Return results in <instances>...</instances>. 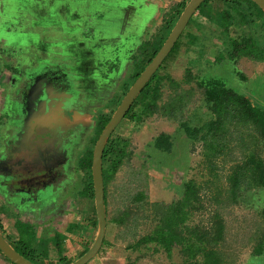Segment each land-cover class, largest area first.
<instances>
[{
  "label": "rangeland",
  "instance_id": "obj_1",
  "mask_svg": "<svg viewBox=\"0 0 264 264\" xmlns=\"http://www.w3.org/2000/svg\"><path fill=\"white\" fill-rule=\"evenodd\" d=\"M68 1L71 3V0ZM94 1L98 4L100 2L102 6L103 4L105 6H113L112 4L116 2V0H104L105 4L103 0ZM94 1H92L93 4L83 6L82 12L87 17L94 16L98 18L99 16V11L93 13L95 10L92 8L95 4ZM214 2H212V6ZM38 10L46 11V14L49 15L45 17L40 16L36 12ZM21 12L25 14L27 19H21ZM103 12H108L107 16L109 17L106 22L100 25L98 23L97 26L102 28V33L105 35L111 34L117 37L121 32L122 17L117 18L116 11H107L105 8H103ZM3 14L7 15V19H4L0 23V26L6 24V28L7 26L10 27L11 29L7 28L6 31L11 30L15 35L19 36L17 37L19 38L18 41L26 38L28 42L29 39L37 37L35 38L36 42H34L37 44L36 47L30 43H27L26 46L25 44L19 45L20 51H23L25 55L31 51L34 56L40 57L43 51H41L39 45L42 40L56 42L59 39L61 43H65L59 44V46L66 56H74L73 53H75L81 43V40L76 43V40L73 39V36L79 31L78 26L74 23V16H62L60 13L52 11L51 0H0V16ZM167 14V12H163L161 13V17ZM194 19L198 21L197 17ZM206 21L208 22L209 20L206 19ZM58 26L61 27V33L57 32ZM190 29L186 31H191ZM159 30H157V33ZM3 31V27H0V32ZM88 33L87 31L85 33L80 32L78 38L82 39L83 34L87 35ZM207 33L209 34H207V38L199 49L201 50V56L195 58L197 60L196 69L201 78L209 79L217 77L224 79L231 87L247 94V91L236 87L235 84V80L238 78L236 72L240 68H237V66H234L229 61L215 63L216 56L220 57L221 55V40L219 36L212 34L209 30ZM153 37L154 35L152 34L150 38L146 37V40H151ZM53 49L51 47V51ZM203 49L204 51H202ZM12 50V47H4L0 44V75L5 66L7 68L10 67V65L7 66L9 64L7 59ZM185 50L183 47L178 56L171 59L167 64L166 72L172 75L175 80L183 81V88L180 91L182 93V95L180 94L182 101H178L176 97L173 98L176 94L169 82L163 90L164 97L161 104L172 103L176 106L171 117L164 116L165 111H163V114L155 115L141 125L124 119L116 133V138L129 139L130 146L128 147V152L132 155L124 160L118 177L114 182V187L112 184V187L110 186L111 189L109 188L114 195L110 206L111 216L116 215L121 209L123 210L128 206L131 209H135L136 206L130 205L128 202L138 191H145L150 203L171 204L183 196L186 183L193 181L200 190L204 209L195 212L189 224L210 228L212 217L219 214L225 221V240L218 247V250L222 253L225 264H264V253L262 256L253 253L264 230L262 213L264 210V188L256 185L252 188L251 186H245L238 195H235L229 182V177L235 167L244 165L251 154H255L258 158L264 160V139H262V136L260 137V133L257 131L255 132L258 138L256 142L247 138V145L240 142L237 139L238 135H236V139L228 142L229 148L227 153L217 160L216 172L211 171V165L205 157L204 141L195 143L181 130L183 122H190L192 126L196 127L214 119L205 93L198 88L196 82L191 84L185 82L191 73L197 74L195 70L189 73L188 62L190 56L186 54ZM125 54L127 55L126 51ZM135 56H138V51H136ZM191 57L195 56L192 55ZM13 65H16L14 66L16 68L23 67L20 66L18 58H15L12 67ZM126 82L129 84L125 88ZM129 86L130 88L133 86L130 78L125 81L123 89L127 90ZM1 87L2 89L4 88L3 81L0 79V89ZM185 97L186 99L183 100ZM162 133L170 134L173 138L174 148L170 154L155 148V141ZM243 146L245 148L248 146V148L245 149ZM80 152H77V158L74 163L76 169L81 167L79 163ZM82 177L83 174L81 172L79 174L76 172L75 181L70 187V191L67 195L62 196L60 200L57 199L67 203L66 208L68 209L64 211V222L60 221L57 228L53 227V225L47 226V224H44L42 228H37L36 232L38 236H47L46 238H48L53 237L58 232L57 230L64 232L65 226L68 225L69 221L85 222V217L89 213V211H86L89 210V205L85 200H81L78 197L84 188ZM5 210L9 214L15 215L6 206ZM8 219L10 221L13 220L12 217ZM87 221L90 222L89 219ZM156 224V220L153 219L146 220L138 226L110 224L106 234V238L110 244L91 261V264H182L183 259L178 249L174 250L171 257L163 250L156 251L154 245L148 248L143 247V249H140V252L128 249L129 245L153 230ZM97 229L93 233V241H95L98 234ZM61 234L64 238L66 237L65 233ZM71 241V253L66 250L69 256L73 255L77 248H80L77 244L78 238L72 236ZM0 264H6L1 257Z\"/></svg>",
  "mask_w": 264,
  "mask_h": 264
},
{
  "label": "trees",
  "instance_id": "obj_2",
  "mask_svg": "<svg viewBox=\"0 0 264 264\" xmlns=\"http://www.w3.org/2000/svg\"><path fill=\"white\" fill-rule=\"evenodd\" d=\"M214 1L207 0L200 7L199 14L196 16L198 21L194 17L188 26V29L191 28L192 32L195 33L185 31L182 34L170 55L152 77L126 116L127 120L137 125L144 124L147 119L155 115L163 114V111H165L164 116L171 117L176 106L172 103L161 104L164 97L163 90L169 82L171 88L175 90L176 95L173 98L176 97L178 101H182L180 91L183 88V81L175 80L172 75L166 72V69L168 62L178 56L184 47L186 54L190 56L188 62L189 73L192 70L197 72V74L191 73L185 82L187 84L196 82L198 88L205 93L214 119L196 127L192 126L190 122H183L181 130L195 143L204 141L205 157L211 165L212 172H216L217 160L227 153L228 142L236 139V135H238L237 139L240 142L247 145V138L256 142L258 138L255 132L257 131L264 139V110L257 107L250 97L231 87L224 79L217 77L202 79L196 69L197 60L195 59L201 56V50L199 49L207 38L209 30L212 34L219 36L221 40L223 51H219L220 57L216 56V64L229 61L237 66L242 58L264 62V43L262 41L264 22L261 23L264 19V11L252 0ZM212 2H214L213 6ZM187 5L188 1L173 5L172 9L167 12L168 14L163 17V24L159 32L153 39L144 42L139 47L138 56H134L135 68L131 78L132 83L140 77L162 49ZM206 19L210 22H207ZM192 55L195 57H191ZM237 73L244 79L242 73ZM185 99L186 97L183 100ZM120 100L117 105L120 104ZM110 117L109 115L103 122L100 133ZM154 145L157 150L170 154L174 148V141L170 134L162 133L157 137ZM129 146V139L117 137L111 141L107 151L108 155L105 158L104 182L108 226L110 224L138 226L146 220L153 219L157 223L155 228L129 245L128 249L140 252L143 247L148 248L154 245L156 251L163 250L170 257L174 250L178 249L183 259L182 264H225L222 253L218 250V247L225 240L224 219L219 214L214 215L210 228L189 224L195 212L204 209L200 190L193 181L186 183L183 196L171 204L150 203L147 193L138 191L128 202L130 205H135V209L128 206L123 210L121 209L116 215L111 216L110 206L114 195L110 191V186L112 187L113 184L114 187V182L124 160L132 155L128 152ZM92 163L93 150L86 154L81 161V169L84 171L85 176L83 179L84 188L78 197L91 205L92 220L90 222L91 226L97 229ZM229 182L235 195H238L245 186H251L252 188L256 185L264 188V160L258 158L255 154H251L244 165L235 167L229 177ZM262 213L264 218V210ZM15 229L17 236H10L0 225V230L9 243L19 254L32 263L72 264L75 262L76 259L67 254L65 245L67 238H64L61 233L57 232L53 237L48 238H46L47 236H38L36 226L19 219ZM82 229L83 226L80 224H72L68 227L67 233L74 234ZM109 244L106 238L99 254ZM92 245L93 243L87 244L80 258L89 251ZM253 253L258 256H262L264 253V230ZM0 257L6 264H13L1 251Z\"/></svg>",
  "mask_w": 264,
  "mask_h": 264
},
{
  "label": "flooded vegetation",
  "instance_id": "obj_3",
  "mask_svg": "<svg viewBox=\"0 0 264 264\" xmlns=\"http://www.w3.org/2000/svg\"><path fill=\"white\" fill-rule=\"evenodd\" d=\"M81 2L86 5L84 0H73V7ZM94 3L93 13L101 12V3ZM122 3L124 1L116 0L109 9L114 11L115 6ZM52 4L51 1L54 11ZM36 12L43 17L49 15L42 10ZM20 15L21 19H27L22 12ZM1 18L4 21L7 15L3 14ZM92 18H85L82 27H78L79 31L73 36L76 43L83 41L76 47L74 56H66L59 46L64 42L59 39L56 42L42 40L40 57L34 56L31 51L25 55L19 45L30 43L36 47L34 42L37 37L28 42L26 38L18 41L13 31H6L10 27L6 28V24L0 26L4 29L0 32V44L13 48L7 59V66L10 67L5 66L0 75L4 86L0 89V199L14 210L18 209L19 215L36 218L34 221L37 224L41 220L43 225L56 228V224H60L58 213L67 207V203L59 200L70 191L76 172H81L83 179L85 176L81 167L75 168L77 152L81 151L80 164L91 150L94 156L100 136L130 90L129 86L126 92L123 85L128 78L132 81L134 56L143 44L137 42L133 31L125 33V30L117 37L105 35ZM60 28L58 26V33L62 32ZM86 31L89 33L79 39L80 32ZM51 47L54 48L52 51ZM15 58L23 67H12ZM128 84L126 82L125 88ZM47 92L51 99H47ZM51 105L53 113H50ZM109 115L110 120L100 133ZM56 116L61 117L63 123L57 135L52 128ZM120 125L106 145L103 173L107 151ZM19 198L21 202H18ZM41 199L46 201L41 202ZM32 205L39 209L33 211L30 208Z\"/></svg>",
  "mask_w": 264,
  "mask_h": 264
},
{
  "label": "crops",
  "instance_id": "obj_4",
  "mask_svg": "<svg viewBox=\"0 0 264 264\" xmlns=\"http://www.w3.org/2000/svg\"><path fill=\"white\" fill-rule=\"evenodd\" d=\"M69 3L68 0H52V6L54 8V12L60 13L62 16L66 15H73L76 25L78 27H82L84 23V19L89 17H93V21L96 22L98 25L106 22L109 16L108 12L104 13L103 8H106L107 6L101 5L99 10V16L98 18L94 16H88L82 12L83 9V3L80 5H76L73 7L74 4ZM82 1V0H81ZM104 1V0H103ZM124 3L121 5L115 6V10L117 12V18H121V26L124 24L121 30V34H124L127 32H134L137 35V41L140 42V44L150 41V39L146 40V37L150 38L152 34L155 36L157 33V30L162 26L163 24V17H161V13L168 12L172 9L173 5H176L177 3L183 2V1H191V0H122ZM90 0H84V4L89 3ZM110 6L107 7V11H111ZM199 12L196 14L198 16ZM2 16H0V22L2 21ZM103 21L98 22L99 20ZM95 19V20H94ZM97 20V21H96ZM264 22V19L261 23ZM107 26V25H105ZM157 26V27H156ZM261 26V25H260ZM102 29V28H101ZM188 29V28H187ZM186 29V30H187ZM193 30L191 29V32ZM195 33V32H192ZM198 34V33H197ZM128 35V34H127ZM82 41V40H81ZM263 43H264V30H263ZM83 42V41H82ZM237 68H240L237 70V72L242 73L244 76V79H242L239 74L236 72V78L235 84L236 87H239L240 89H243L244 91H247V94L240 92L241 94H244L248 97H250L255 105L259 107L260 109L264 110V62H255L252 60H249L247 58H242ZM236 68V69H237ZM235 75V74H234ZM240 79V81H238ZM236 89V88H235ZM255 95V96H253ZM263 125H264V115H263ZM261 136V134H260ZM90 205V204H89ZM5 206L9 208V210H12V212L15 214H9L8 211L5 210ZM89 210H86L89 213L88 216L85 217V222L79 223L78 221H69L68 225L65 226V231H59V233H65L66 235V249L71 253V247L70 243L71 237L74 236L78 238V245L80 248H77L75 253L73 255L71 254L70 257L78 260L80 258L81 253L84 251L85 247L88 243H94L93 233L96 232V229H94L91 225V222L87 221L92 220V210L91 205L89 206ZM61 210V209H60ZM65 209L58 213V222L63 221L65 213ZM63 216V217H62ZM13 218V220H9L8 218ZM7 218V220H6ZM88 218V219H87ZM22 220L23 222L31 223L32 225L36 226L37 228H42L44 221L41 220L40 222H35L34 220H37L34 217H27L19 215L18 209H13L11 205L7 206L4 201L0 199V225L3 227L4 231L10 235V236H17L15 226L17 224V220ZM9 223V224H8ZM90 223V224H89ZM72 224H80L84 226L83 230L75 232L74 234H68L67 230L68 227ZM57 226V224H56ZM98 230V229H97ZM79 234V235H78ZM78 236V237H77ZM81 236V237H80ZM84 236V238H82ZM97 237V236H96ZM77 252V253H76ZM77 254V255H76ZM76 257V258H75ZM75 260V261H76ZM91 264V262H89ZM88 263V264H89Z\"/></svg>",
  "mask_w": 264,
  "mask_h": 264
},
{
  "label": "water",
  "instance_id": "obj_5",
  "mask_svg": "<svg viewBox=\"0 0 264 264\" xmlns=\"http://www.w3.org/2000/svg\"><path fill=\"white\" fill-rule=\"evenodd\" d=\"M206 1L207 0H191L188 3L182 15L180 16L176 26L174 27L170 36L163 45L162 49L159 51L156 57L146 67V69L143 71L140 77L135 81L133 86L130 88L124 100L122 101L121 105L117 108L110 122L108 123L102 135L100 136L95 147L93 164H92V178H93V185L95 192V207H96L97 220H98V234L89 251L84 256L73 262L72 264H88L89 262H91L99 254L106 239L108 224H107V208H106V199H105V182H104V173H103V155L109 139L111 138L112 134L115 132L117 127L121 124V122L126 118L128 112L131 110L135 101L141 95L142 91L145 89V87L150 82L152 77L157 73V71L163 65L164 61L170 55L176 43L187 29L191 19L194 17V15L198 13L200 7ZM252 1H254L257 5H259L260 8L264 11V0H252ZM100 21L102 20H99L98 22ZM41 68H45V67L41 66ZM47 99H51L50 93H48ZM50 111H51L50 113H53L52 105ZM55 119L56 121H54V127L52 128L54 133H56L57 135L59 134V132L57 131L60 127H63V123H61L62 121L61 117L58 118L56 116ZM20 200L21 198H19L18 202ZM40 201L44 202L46 201V199H41ZM30 208L33 211H37L39 209V207L35 208L34 205L30 206ZM0 251L13 264H34L15 250V248L5 238L1 230H0Z\"/></svg>",
  "mask_w": 264,
  "mask_h": 264
},
{
  "label": "clouds",
  "instance_id": "obj_6",
  "mask_svg": "<svg viewBox=\"0 0 264 264\" xmlns=\"http://www.w3.org/2000/svg\"><path fill=\"white\" fill-rule=\"evenodd\" d=\"M189 2H190V1H189ZM189 2H188V3H189ZM198 12H199V11H198ZM196 16H197V15H194V17H196ZM194 17H193V18H194ZM189 24H190V23H189ZM188 26H189V25H188ZM187 28H188V27H187ZM185 31H186V30H185ZM134 83H135V82H134ZM96 214H97V213H96ZM97 221H98V220H97ZM97 228H98V227H97ZM107 228H108V226H107ZM2 233H3V232H2Z\"/></svg>",
  "mask_w": 264,
  "mask_h": 264
}]
</instances>
